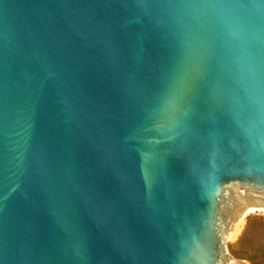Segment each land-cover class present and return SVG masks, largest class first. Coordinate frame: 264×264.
<instances>
[{
	"label": "water",
	"instance_id": "95a60500",
	"mask_svg": "<svg viewBox=\"0 0 264 264\" xmlns=\"http://www.w3.org/2000/svg\"><path fill=\"white\" fill-rule=\"evenodd\" d=\"M264 207V0H0V264H238Z\"/></svg>",
	"mask_w": 264,
	"mask_h": 264
},
{
	"label": "rangeland",
	"instance_id": "374dc122",
	"mask_svg": "<svg viewBox=\"0 0 264 264\" xmlns=\"http://www.w3.org/2000/svg\"><path fill=\"white\" fill-rule=\"evenodd\" d=\"M227 247L232 256L247 261V264H251V261L237 254V252H243V247L250 249L253 253L264 252V210L249 213L239 234L234 239L228 240Z\"/></svg>",
	"mask_w": 264,
	"mask_h": 264
},
{
	"label": "bare ground",
	"instance_id": "6f19581e",
	"mask_svg": "<svg viewBox=\"0 0 264 264\" xmlns=\"http://www.w3.org/2000/svg\"><path fill=\"white\" fill-rule=\"evenodd\" d=\"M255 210H264V207H256V208H253V209H250L248 211H245V212H242L240 213L234 220V225L229 233V239H234L240 232L241 230V227H242V224L245 222V219L247 217V215ZM238 264H247V261L245 260H240L237 262Z\"/></svg>",
	"mask_w": 264,
	"mask_h": 264
},
{
	"label": "trees",
	"instance_id": "16d2710c",
	"mask_svg": "<svg viewBox=\"0 0 264 264\" xmlns=\"http://www.w3.org/2000/svg\"><path fill=\"white\" fill-rule=\"evenodd\" d=\"M237 254L247 257L251 264H264V252L253 253L250 249L243 247V252H237Z\"/></svg>",
	"mask_w": 264,
	"mask_h": 264
}]
</instances>
